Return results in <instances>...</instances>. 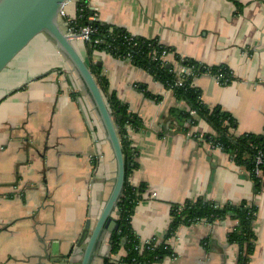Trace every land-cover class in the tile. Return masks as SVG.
Here are the masks:
<instances>
[{"label":"crops","instance_id":"obj_1","mask_svg":"<svg viewBox=\"0 0 264 264\" xmlns=\"http://www.w3.org/2000/svg\"><path fill=\"white\" fill-rule=\"evenodd\" d=\"M239 1V15L229 0L88 3L103 24L157 39L180 57L229 68V84L205 74L194 85L209 108L234 117L236 135H264V0ZM65 9L76 14L73 1ZM78 47L143 124L129 130L138 165L129 182L145 188L131 218L141 241L163 239L174 204L244 201L257 209L248 264H264V185L257 188L230 155L202 141L212 132L205 121L179 123L171 109L189 111L188 104L146 71ZM113 174L111 150L78 79L54 45L37 37L0 75V264H61L47 256L67 254L86 221L95 223ZM234 225L226 219L181 226L166 242L173 256L156 264H236L238 247L228 243ZM107 250L94 264L104 263ZM124 255L108 253L116 264Z\"/></svg>","mask_w":264,"mask_h":264},{"label":"trees","instance_id":"obj_2","mask_svg":"<svg viewBox=\"0 0 264 264\" xmlns=\"http://www.w3.org/2000/svg\"><path fill=\"white\" fill-rule=\"evenodd\" d=\"M229 1L235 6V15H239L243 8L240 1ZM94 14L88 0H78L76 18L71 26L75 31L83 26H89L94 30L90 35L91 42L86 45L87 52H104L113 58L129 61L133 66L150 74L155 81L171 90L178 100H184L188 104L189 111L171 109L172 116L179 123L194 126L198 120L205 121L212 132L202 136V141L230 155L238 165L247 170L257 188L264 185V135L253 133L236 135L234 117L218 107L209 108L202 100L201 91L194 85L195 79L205 74L216 78L222 76L219 79L220 82L229 84L233 79L230 69L224 65L207 66L193 59L180 57L174 53L173 49L161 44L157 39L136 37L124 29L103 24L98 20H91ZM163 55L168 57L173 55V61L165 60ZM177 66L186 69L187 73L178 75ZM89 67L112 114L125 166L124 187L115 215L118 229L111 234L109 239L110 255H117L120 251L125 252L118 264L160 263L164 258L173 256L172 249L166 242L175 236L181 226L201 221L212 223L230 219L235 225L228 234V243L238 247L236 264H248L255 248L256 235L253 223L257 209L255 205L244 201L238 205L217 204L198 198L186 200L182 204H174L170 212L171 220L163 239L158 241L154 238L148 242L141 241L132 228L131 218L145 188L143 185L135 187L129 182L131 173L138 166L129 130L137 131L143 127V124L141 119L129 110L127 104L119 100L116 93L110 90L108 80L102 74V68L92 63ZM179 81L180 84H178ZM197 138L199 136L196 135ZM257 157L261 159L258 165L256 164ZM256 168L262 171L263 179L256 176ZM103 264L116 263L108 257Z\"/></svg>","mask_w":264,"mask_h":264},{"label":"water","instance_id":"obj_3","mask_svg":"<svg viewBox=\"0 0 264 264\" xmlns=\"http://www.w3.org/2000/svg\"><path fill=\"white\" fill-rule=\"evenodd\" d=\"M68 2L69 0H0V75L33 40L43 36L70 66L80 83L82 93L90 102L114 161L111 188L95 223L92 225L90 219L86 221L79 239L70 251L65 255L47 257L61 264H94L104 247H109L111 234L118 229L115 215L124 187L125 166L117 129L106 99L85 56L73 41L74 36L68 34L61 25L60 12ZM108 253L107 250L103 256L107 258ZM76 258L79 260L74 261Z\"/></svg>","mask_w":264,"mask_h":264},{"label":"built area","instance_id":"obj_4","mask_svg":"<svg viewBox=\"0 0 264 264\" xmlns=\"http://www.w3.org/2000/svg\"><path fill=\"white\" fill-rule=\"evenodd\" d=\"M69 1H73V3H75V4H77V2H78V0H69ZM65 5L63 6V8L60 12V22H61L62 27L68 32V34L74 36L73 37L74 42H76L77 44L82 43L86 46L88 43L91 42L90 35L94 32V30L89 26H83V27H80L77 31H75L73 26H71V23L75 20L76 14L74 16H69L66 12ZM90 19L94 20V21L97 20L96 14H94V16L91 17ZM163 56L165 57V60H169L168 56H166V55H163ZM176 72L178 75H181L182 73H187V70L182 68V67L177 66ZM221 77L222 76H218L217 78L220 79ZM178 84H180V81L178 82ZM191 113L194 115V111H192ZM199 139H200V137H199ZM212 147H214V146H212ZM260 163H261V159H260V157H257L256 164L258 165ZM255 174L258 178L263 179L262 171L259 168L255 169ZM173 238L174 237H172L170 239H173Z\"/></svg>","mask_w":264,"mask_h":264},{"label":"flooded vegetation","instance_id":"obj_5","mask_svg":"<svg viewBox=\"0 0 264 264\" xmlns=\"http://www.w3.org/2000/svg\"><path fill=\"white\" fill-rule=\"evenodd\" d=\"M106 237V236H105ZM105 237H104V239H105ZM106 241V240H105ZM108 241V240H107Z\"/></svg>","mask_w":264,"mask_h":264}]
</instances>
